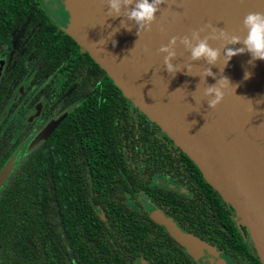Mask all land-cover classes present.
Instances as JSON below:
<instances>
[{
  "label": "water",
  "instance_id": "obj_1",
  "mask_svg": "<svg viewBox=\"0 0 264 264\" xmlns=\"http://www.w3.org/2000/svg\"><path fill=\"white\" fill-rule=\"evenodd\" d=\"M64 3L70 21L65 33L196 167L247 230L264 264V61L257 60L253 66L248 63L251 57L247 53L233 57L222 74L238 87L226 89L223 102L209 109L203 89L216 80L207 77V83L202 81L196 90L207 65L203 61L190 62L189 53L178 46V59L173 63L181 70L191 63L193 76L178 72L172 77L163 70V57L158 54L159 47L171 37L190 35L206 24L243 35L244 16L264 12V0H166L152 30L141 32L140 37L135 28L130 32L121 28L112 35L121 18L107 19L105 0ZM210 44L220 46V42ZM218 66L223 67V54ZM211 70L218 79L219 68ZM245 71L252 73L250 79H244ZM56 124H50L30 150L44 141ZM13 170L14 159L0 171V191ZM152 217L198 264H233L171 219L158 212Z\"/></svg>",
  "mask_w": 264,
  "mask_h": 264
},
{
  "label": "flooded vegetation",
  "instance_id": "obj_2",
  "mask_svg": "<svg viewBox=\"0 0 264 264\" xmlns=\"http://www.w3.org/2000/svg\"><path fill=\"white\" fill-rule=\"evenodd\" d=\"M32 5L41 10L43 16L38 19L30 16L25 18L0 16V89L4 90L0 93V138L11 137L17 141L14 147L11 145L10 156L1 162L0 171L14 159V170L7 182L25 157L36 149H44L54 138L60 151L68 152L69 155L74 153L75 163L91 171L83 177L78 176V180H73L74 183L83 185L82 188L75 190L79 192L77 197L92 203L95 213L104 218L103 220H106V217L114 220L112 217L115 208L118 209L123 203L129 208L120 210L123 217H129L144 235L158 236L151 250L152 254L156 252L159 258L152 256L147 258L145 257L147 253H144L134 259L135 264H159L156 260L163 262L161 258L166 259L167 264H198L187 249L152 217L155 212L171 219L185 233L216 249L222 258L233 264H238V260L232 256L234 252L228 249V246L223 249L219 244L223 242L222 236L225 238L234 236L237 231L250 256L255 261L259 260L247 230L239 224L232 209L215 191L216 204L206 209L208 195L195 178L191 177L192 173L199 171L161 129L136 109L128 99L118 98V105L122 110L120 129L127 134H134L126 145L119 144L114 148L109 145L106 151L102 152V149L100 151L97 147L95 150L90 149L92 143L86 142L85 152L82 135H95L94 130L88 127L81 131L73 130L69 139L60 140V136L65 132L69 130L71 132L75 123H83L77 120L79 115L77 111L86 104L85 100L88 99L90 92L95 91L94 88L102 90L101 86L94 85L104 76L100 77L96 73L97 78L93 80L94 74L89 78L85 76L88 72L83 71V63L78 66L81 58L87 60L86 52L65 33L64 29L67 26L63 24L65 14L61 10L60 0H36ZM52 53H57L56 58H59L55 67L49 66ZM44 69L45 74L40 76V71ZM58 72L60 74L56 76ZM106 77L111 81L107 74ZM53 80L62 83L63 89L59 92L55 88L52 89L50 86L54 83ZM92 102L93 97L90 100V103ZM79 118L83 120V117ZM54 122L57 124L46 139L30 150L35 139ZM115 124L118 126L117 121L114 126ZM119 150L126 171L138 181L136 185L139 190L136 194L139 195V205L135 202L127 203L117 191V186L122 180L130 179L113 177L111 182L116 185V193L111 187L98 191L90 186L96 167L104 171L106 168L115 169V163L113 162V165L105 158L111 156L114 161ZM202 179L205 182L203 176ZM141 183L145 185L144 189ZM94 197L103 199L101 205L93 203ZM145 223L150 224V227H143ZM107 226L110 229L107 235L111 237V242L113 241L111 234L114 238L117 236V245H114L124 256L132 247L127 235H118L110 225Z\"/></svg>",
  "mask_w": 264,
  "mask_h": 264
},
{
  "label": "trees",
  "instance_id": "obj_3",
  "mask_svg": "<svg viewBox=\"0 0 264 264\" xmlns=\"http://www.w3.org/2000/svg\"><path fill=\"white\" fill-rule=\"evenodd\" d=\"M34 2L36 0H0V16L6 18L30 16L38 19L43 13L32 5ZM56 56L58 57L57 53H52L50 67L58 65L59 58ZM86 58L87 60L81 58L78 66L83 63V71L88 72L85 76L89 78L94 74L93 80L97 78L96 73L100 77L104 76L99 81L100 84L96 82L94 85V87L101 86L102 90L94 88V95L92 92L89 93L88 99L85 100L86 104L77 111L79 113L77 120L83 123H75L71 132L70 130L65 132L60 136V140L69 139L73 130L81 131L88 127L94 130L95 135H82L85 152L86 142L92 143L90 149L95 150L97 147L100 151L102 149V152L106 151L109 145L113 148L119 144L126 145L134 134H127L120 129L122 110L119 108L118 98L123 99L124 95L107 79L105 71L88 57L87 52ZM44 71L46 70L40 71V76L45 74ZM48 72L52 74L51 71ZM53 81L50 86L52 89L55 88L58 92L63 89L62 83ZM1 91L4 90L0 89V93ZM92 97L93 102L90 103ZM79 117H83V120ZM115 121L118 126L116 124L114 126ZM50 143L44 149H36L25 157L0 191V264H135L134 259L144 253H147L145 256L147 258L150 256L159 258L158 254L156 252L152 254L151 250L158 236L144 235L128 215V218L123 217L120 210H129V208L122 202L118 209L115 208L112 217L114 220L109 217L103 220L104 218H100L95 213L92 203L77 197L79 192L75 190L82 188L83 185L74 183L73 180H78V176L83 177L91 171L75 163L74 153L69 155L68 152L60 151L54 138ZM16 144L17 141L11 137L0 138V169L1 162L11 154V145L14 147ZM115 157L114 161L111 156L105 158L106 161L115 163L114 170L106 168L104 171L96 167L90 186L98 191L109 187L115 191L116 185L111 182L113 177L130 179V181L122 180L117 186V191L127 203L135 202L139 205V195L136 194L139 190L136 185L138 181L126 171L120 150L116 152ZM192 175L191 177L195 178L204 189V193L208 195L206 209H210L216 204L217 195L210 185L204 182L199 172ZM141 186L142 189L145 188L142 183ZM94 198L93 203L101 205L103 199ZM222 204L229 209L225 203ZM208 213L207 211L206 214ZM107 225H110L118 235H127L132 247L124 255L125 257L114 245H117V236L115 235L114 238L111 234L113 238L111 242V237L107 235L110 231ZM143 227H150V224L145 223ZM243 231L246 232L245 229ZM135 241L138 243H134ZM222 241L219 245L223 249L228 246V249L234 252L232 256L238 260V264H261L258 259L255 261L250 256L246 244L237 231L234 236L226 238L222 236ZM161 260L163 262L156 260V263L167 264L166 259L161 258Z\"/></svg>",
  "mask_w": 264,
  "mask_h": 264
},
{
  "label": "clouds",
  "instance_id": "obj_4",
  "mask_svg": "<svg viewBox=\"0 0 264 264\" xmlns=\"http://www.w3.org/2000/svg\"><path fill=\"white\" fill-rule=\"evenodd\" d=\"M105 3L107 19L121 18L120 25L113 29L112 35L121 28L129 32L135 28L137 36L140 37L141 32L152 30L153 24L156 23L157 13L161 11V5H164L166 0H151V2L150 0H105ZM242 32L243 35L229 34L223 28L206 24L198 30L192 31L190 35L173 36L166 45H161L158 49V54L163 57V70H166L172 77L178 72L193 76L191 63L187 64L184 70L173 63L178 59L176 51L178 46L183 47L189 53L190 62L203 61L207 67L199 76L200 80L196 90L202 81L207 83V77L216 80L215 84H207V87L203 89V98L207 107L215 109L223 102L226 89L234 86L236 90L238 87L222 74L233 57L247 53L251 57L248 63L253 66L257 60L264 61V12L247 13L242 21ZM210 41L220 42V46L212 47ZM236 45H240V47H235ZM148 51L145 47L144 52L148 53ZM222 54L223 67L221 68L218 65ZM212 67L219 68L221 75L218 79L216 74L212 72ZM251 75L252 73L245 71L244 79H250ZM193 99L195 100V98Z\"/></svg>",
  "mask_w": 264,
  "mask_h": 264
},
{
  "label": "rangeland",
  "instance_id": "obj_5",
  "mask_svg": "<svg viewBox=\"0 0 264 264\" xmlns=\"http://www.w3.org/2000/svg\"><path fill=\"white\" fill-rule=\"evenodd\" d=\"M60 2H61V10L65 14V19L63 20V24H65L66 26H68V24H69L70 21H69L68 13L66 11V7H65L64 0H60Z\"/></svg>",
  "mask_w": 264,
  "mask_h": 264
}]
</instances>
